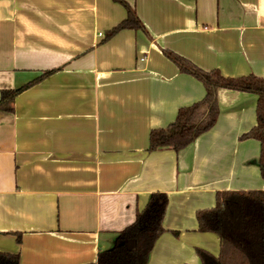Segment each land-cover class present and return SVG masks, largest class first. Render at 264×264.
<instances>
[{
  "label": "crops",
  "instance_id": "obj_1",
  "mask_svg": "<svg viewBox=\"0 0 264 264\" xmlns=\"http://www.w3.org/2000/svg\"><path fill=\"white\" fill-rule=\"evenodd\" d=\"M0 0V94L54 72L0 109V252L19 264H89L151 194L167 196L148 264H200L219 240L196 213L223 191L264 192L253 94L219 90L215 125L178 153L149 152L152 130L200 101L204 71L264 78V0Z\"/></svg>",
  "mask_w": 264,
  "mask_h": 264
},
{
  "label": "trees",
  "instance_id": "obj_2",
  "mask_svg": "<svg viewBox=\"0 0 264 264\" xmlns=\"http://www.w3.org/2000/svg\"><path fill=\"white\" fill-rule=\"evenodd\" d=\"M113 1L125 8L126 17L107 32L104 40L122 30L144 29L135 11L124 0ZM164 55L180 73L190 75L202 84L204 96L200 101L180 108L174 121L166 127L152 130L147 150L170 149L178 153L209 131L219 114V90L253 94L257 97L256 124L240 139L258 142V166L264 180V78L253 75L225 77L218 70H201L171 51H165ZM53 72L47 71L19 89L1 92L0 109L12 112L11 104L19 93ZM167 203L166 194H151L145 207L136 213L134 221L117 233L112 247L99 251L96 261L89 264H148L156 241L164 233ZM196 222L198 232L213 234L219 240L217 256L195 249L200 264H264V192H217L215 206L198 211ZM0 264H19V256L0 252Z\"/></svg>",
  "mask_w": 264,
  "mask_h": 264
}]
</instances>
